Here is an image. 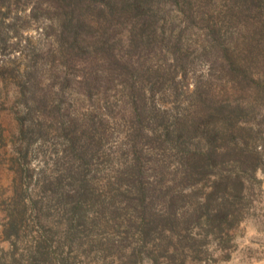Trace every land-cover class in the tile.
<instances>
[{
    "label": "rangeland",
    "instance_id": "1",
    "mask_svg": "<svg viewBox=\"0 0 264 264\" xmlns=\"http://www.w3.org/2000/svg\"><path fill=\"white\" fill-rule=\"evenodd\" d=\"M30 5L0 0V264H264L261 160L251 175L234 179L225 161L185 181L172 151L144 142L147 183L155 185L146 200H152L155 219L137 228L136 197L117 186L131 159L129 127L118 107L123 95L90 97L74 88L64 98L56 94L61 79L37 51L45 20L29 14ZM220 96L233 97L227 91ZM58 103L69 114L112 116L113 135L90 163V189L75 213L66 198L72 185L66 177L59 180L74 165L68 154L61 156ZM153 103L161 110L174 101L154 95ZM262 137L264 130L255 150L264 151ZM226 196L225 205L211 206Z\"/></svg>",
    "mask_w": 264,
    "mask_h": 264
},
{
    "label": "trees",
    "instance_id": "2",
    "mask_svg": "<svg viewBox=\"0 0 264 264\" xmlns=\"http://www.w3.org/2000/svg\"><path fill=\"white\" fill-rule=\"evenodd\" d=\"M26 1L29 14L45 20L37 51L61 79L56 94L64 98L74 88L90 97L123 95L118 107L129 127L131 159L117 186L136 197L137 228L155 219L146 200L155 185L147 183L144 142L172 151L185 181L225 161L236 179L264 161V151L255 150L264 130V0ZM222 91L232 99H223ZM154 95L174 103L159 110ZM55 112L65 140L61 156L68 154L74 165L59 180L72 185L66 198L75 213L90 189V163L113 135L111 115L69 114L60 103Z\"/></svg>",
    "mask_w": 264,
    "mask_h": 264
}]
</instances>
